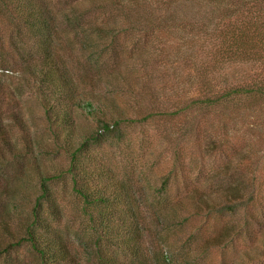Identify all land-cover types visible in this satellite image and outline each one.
Returning a JSON list of instances; mask_svg holds the SVG:
<instances>
[{
  "label": "rangeland",
  "instance_id": "rangeland-1",
  "mask_svg": "<svg viewBox=\"0 0 264 264\" xmlns=\"http://www.w3.org/2000/svg\"><path fill=\"white\" fill-rule=\"evenodd\" d=\"M42 1L55 16L47 14L46 18L56 29L53 40L58 54L66 59L73 95L91 100L93 107L81 109L73 104V110L64 121L53 123L47 120L35 88L24 87L26 80L31 81V78L23 77L22 66L27 52L35 55L32 49L33 34H26L23 43L11 37L6 13L0 2V43L4 46L0 52V73L8 76L5 88L11 93L10 96L0 97V113L17 148L22 152L31 150L26 159L32 168L31 176L27 181L16 182L12 188L15 195L19 192L30 195V201L24 208L32 206L31 202L38 193L39 179L35 169L40 167L43 174L47 172L59 177L54 180L51 192L62 212L63 226L73 231L81 225L85 221L81 220L83 200L72 189V175L67 171L69 156L64 149L69 140L70 148H74L85 137L93 139V135H98L100 147L92 144V151L104 155L117 176L121 177L125 171L132 188H139L138 184L144 183L142 179L147 173L158 185L162 182L163 174L176 165L175 175L167 184L165 205L159 201L155 203L159 199L156 195L152 197L154 192L148 193L150 196L137 204L149 227L144 232L145 243H171L174 247L171 250H174L182 241L190 238L196 254L204 248L207 239L216 237L228 223H241V216L211 217L206 220L201 216H191L181 228H174L168 234L166 230L159 229L152 215L154 209L164 206L167 223L190 215L187 210L191 208L193 196L199 193L195 190L211 189L209 181L212 175L226 169L228 162L232 163L229 170L239 167L246 178L254 176V179L264 182V128L261 123L264 119V102L240 97L237 104L230 105L239 106V109L224 112L222 106L206 107L199 101L204 95L196 93L201 78L194 61H197L202 50L189 33V27L181 29V26L183 20L204 18L205 8L177 0L171 7L162 10L156 3L141 16V27L145 28V33L134 30L132 34L127 21L122 16L114 18V13L109 10L94 6L85 9L87 4L81 0H39ZM78 9L81 17L74 21L65 18L62 13ZM167 14L171 15V20H165ZM114 19L118 20L119 37L113 41L110 49L98 56L99 50L88 45L90 39L96 41L95 36L82 32L76 26H108L116 21ZM152 24L159 29L153 32L149 30ZM14 41L19 43L18 48H14ZM256 70L257 66L251 63L230 65L226 72L217 74L215 79L218 83L222 81L218 87L241 86ZM73 101L76 99L66 100L65 103L71 104ZM97 106L105 110L108 120L112 115L131 117L129 121L125 120L123 126V142L129 152L134 153L130 154V158L120 152L116 145H110L114 137L108 140L102 137L103 129L97 131V113L93 110H97ZM147 114H151L150 118L141 121L140 118ZM259 118L262 119L256 122ZM55 133L59 137L57 141L53 140ZM77 180L80 185H88L84 177ZM3 186L4 181L0 176V192ZM263 205L260 198L248 210L253 218H250L248 235L242 233L223 250L211 249L202 264H259V251L264 248ZM173 253L171 261L175 262Z\"/></svg>",
  "mask_w": 264,
  "mask_h": 264
},
{
  "label": "trees",
  "instance_id": "trees-1",
  "mask_svg": "<svg viewBox=\"0 0 264 264\" xmlns=\"http://www.w3.org/2000/svg\"><path fill=\"white\" fill-rule=\"evenodd\" d=\"M81 1L87 4L85 9H88V6L92 9L94 6L98 7L97 9L109 10L110 13H114V18L122 16L130 26L128 29L134 34V30L144 31L145 28L141 27V16L148 9L158 3L164 10L177 0H151L150 3L147 0ZM0 2L6 13L11 37L23 43L26 34H33L32 49L35 55L33 56L31 51L27 52L22 66L23 77L31 78V81L26 80L24 87L35 88L47 120L53 123L64 121L73 110V104L81 109L93 107L91 100L73 95V83L67 72L66 59L58 54L53 40L56 29L46 18L47 14L55 17L49 6L39 0ZM184 2L205 8L204 18L183 20L181 26L183 27L181 29L189 27V33L197 40L202 50L197 61H194L201 78L198 80L196 93L204 95L199 101L206 107L222 106L224 112L239 109V106L230 105L237 104L240 97L264 102V0H184ZM70 11L62 12L65 18L74 21L81 17V14L77 13L81 12L79 9ZM170 17L171 15H168L165 20H171ZM114 20L116 21L108 26L94 24L76 26L82 32L95 36L96 41L94 38L90 39L88 45L99 50L98 56L110 49L113 41L119 37L121 31L116 25L118 20ZM150 29L153 32L159 28L152 24ZM13 43L14 48L19 47L17 41ZM3 49L1 42L0 52ZM241 63L256 65L258 71L256 70L248 81H243L244 84L241 86L233 84L218 87L222 81L218 83L216 75L226 72L230 65ZM5 75L4 72L0 73V97L11 95L5 88L8 84L5 81L8 76ZM8 88L13 91L11 86L8 85ZM74 98L76 101L71 104L65 103L66 100L72 101ZM246 104L244 101V105ZM245 108L248 109V105ZM96 109L93 110L97 113L95 115L97 131L103 129L102 137L108 140L114 137V142L110 145L112 147L116 145L120 152L130 158L132 152H129L126 143L123 142L125 138L123 126L131 117L112 115L108 120L104 109L98 106ZM150 115L147 114L140 120L144 122ZM260 119L262 118L256 122ZM261 123L264 128V119ZM58 138L55 133L53 140L57 141ZM92 138L85 137L74 148H70L72 145L69 140L64 149L69 156L67 171L72 175V189L83 200L81 220H85L75 230L70 231L68 226H63L62 212L51 192L54 180L59 177L47 172L43 174L40 167L35 169L39 179L38 193L31 202L32 206L29 205L30 208L29 206L24 208L30 201L29 194L19 192V196L15 195L13 185L18 181L29 180L31 176L32 168L26 161L31 150L25 149L22 152L17 148L0 113V176L4 181L0 192V264H202L211 249L223 250L242 233L248 235L250 218L253 219L248 210L260 198L264 204V182L254 179V176L246 178L239 167L229 170L232 163L228 162L230 164H225L226 169L212 175L209 181L211 189L195 190L199 193L193 196L194 201L187 210L190 215L181 217L177 222L167 223L165 206L154 209L152 215L157 226H160L159 229L166 230L168 234L172 233L174 228H181L191 216H201L205 220L211 217L241 216V223H228L216 237L207 239L204 248L196 254L190 238L182 241L178 249L174 250H171L174 248L171 243L164 244L159 241L147 244L143 236L149 227L146 226L143 212L139 210L137 204L150 196L148 193L154 192L151 194L152 197L156 195L159 199H156L155 203L159 201L161 205H165L168 195L167 184L169 185L170 179L175 175L176 165L163 174L162 182L158 185L147 173L142 179L144 183L138 184L139 188H132L131 180L125 175V171L121 177L117 176L104 155L92 151V144L100 147L98 135L97 137L93 135ZM178 159L176 158V162ZM143 172L145 171L141 173ZM81 177L87 179V186L79 184L77 179ZM204 186L207 187V184ZM261 212L264 216V205ZM173 251L175 262L171 261ZM259 252L261 256L257 261L264 264V248Z\"/></svg>",
  "mask_w": 264,
  "mask_h": 264
}]
</instances>
